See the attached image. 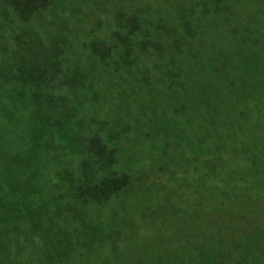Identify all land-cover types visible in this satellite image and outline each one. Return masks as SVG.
Listing matches in <instances>:
<instances>
[{"label":"trees","instance_id":"1","mask_svg":"<svg viewBox=\"0 0 264 264\" xmlns=\"http://www.w3.org/2000/svg\"><path fill=\"white\" fill-rule=\"evenodd\" d=\"M0 264H264V0H0Z\"/></svg>","mask_w":264,"mask_h":264}]
</instances>
